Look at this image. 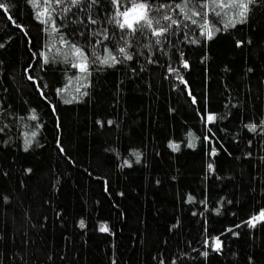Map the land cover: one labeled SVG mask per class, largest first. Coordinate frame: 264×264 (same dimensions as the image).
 I'll return each instance as SVG.
<instances>
[{"label": "trees", "instance_id": "obj_1", "mask_svg": "<svg viewBox=\"0 0 264 264\" xmlns=\"http://www.w3.org/2000/svg\"><path fill=\"white\" fill-rule=\"evenodd\" d=\"M8 2L9 12L0 9V107L13 115L0 113V127L8 125L0 133V264H264V221L253 227L249 219L264 208V132L244 127L264 118V5L212 40L189 31L201 44L177 33L172 44L190 68L165 42L171 59L142 49L138 60L94 69L91 85L81 88L89 95L77 100L85 81L69 84L67 76L78 69L40 55H58L50 42L64 46L35 19V0ZM238 39L245 43L237 47ZM85 52L91 56L90 47ZM148 55L159 63H148ZM168 64L180 67L187 85ZM205 97L208 110L224 117L214 125L201 119ZM33 130L25 150L24 133ZM125 159L132 163L121 167ZM214 236L223 241L219 252L204 244Z\"/></svg>", "mask_w": 264, "mask_h": 264}, {"label": "snow or ice", "instance_id": "obj_2", "mask_svg": "<svg viewBox=\"0 0 264 264\" xmlns=\"http://www.w3.org/2000/svg\"><path fill=\"white\" fill-rule=\"evenodd\" d=\"M28 3L33 5L34 0H28ZM257 5H264V0H35L34 6L38 7L39 10L33 14L37 21L49 26L43 29L49 33V40L55 39L57 43L64 46L62 49L50 42L48 48H55L58 55L49 57L47 52L40 53L44 62L50 64L58 58H62L65 64H71L72 69H78L74 76L65 74L68 83L81 79L85 81L83 85L76 88L78 94L73 95V99L79 100L82 96L89 95L87 90L81 91V88L87 89L91 85L89 77L94 69L102 71V66L114 67L124 65L128 61H134V59L138 60L139 57L145 55V51L142 49L147 50L148 53H152L153 49H158L163 55H167L171 59L165 42L167 45H171V51L177 54L179 65L185 69L190 68L191 65L185 57V52L181 47L172 44V38L176 37L177 33H180L183 40L189 44H201V39L194 38L196 32L204 40H212L217 33L235 28L237 23L243 24L248 21L251 11ZM11 8L12 4L8 0H0V9L4 12H9ZM71 25H75V31H68ZM19 27L24 29V25H19ZM189 31L194 33L193 38H189ZM24 35H28L26 29H24ZM77 38L83 43H77ZM251 42L250 39L247 41L249 44ZM244 43V40L235 41L237 47ZM97 46L100 47L97 48ZM0 47L3 45L0 44ZM87 47L91 48V56L85 52ZM146 59L151 64L159 63L158 57H154V55H148ZM29 67L31 68L32 65ZM131 71L135 73L136 69L132 68ZM167 72L174 74L176 80L181 81L182 84H188L187 79L180 71V67H173L168 64ZM29 79L35 78L29 76ZM44 87H48V85L44 84ZM67 88V84L64 87H57L55 94L60 96L61 93L67 91ZM40 95L47 100L43 89H40ZM188 95L192 97L193 103H197V97L192 94L190 89ZM206 101L207 97H205V103L202 105L201 119L206 124L214 125L217 119L224 117L208 110ZM63 102L70 104L72 100L65 99ZM3 103L0 101V105ZM49 103L51 104V102ZM51 106L53 111H56V106ZM31 112L33 113L32 119H37L35 116L36 109H31ZM0 113H4L5 116L13 115L2 107H0ZM98 123L103 124L104 122L98 121ZM107 123L112 124L113 121L108 120ZM7 126L6 124L4 127H0V133L4 132ZM59 126L58 124L57 127ZM244 127L252 132H256L257 129L264 132V118H261L259 123L249 122ZM209 130L211 131V129ZM24 135V148L28 150L33 143V140L28 137H36L37 130L31 131V133L26 132ZM205 139L211 144L210 137H205ZM4 143H8V141H4ZM248 143L251 144L252 141L249 140ZM189 144L191 147L196 146L191 141ZM169 145L173 149L179 150V145L176 142L170 140ZM112 151L116 150L112 149ZM218 151L219 149L216 147H211V155H216ZM117 155H119L118 152ZM133 155L139 162L142 153L134 149ZM247 155L251 156L252 153L249 152ZM131 163V160L125 159L121 167ZM207 167L214 170V165L211 162L208 163ZM26 171L31 173L33 169L28 168ZM5 175L7 174L5 173ZM156 182L159 183L160 181L157 180ZM4 199L8 200L9 197L5 196ZM188 199L194 200L195 197L189 194ZM201 202L203 203V201ZM215 211L219 212V208ZM249 219L253 227L257 221H264V208ZM179 223L180 221L177 220L176 224ZM176 224L172 227H176ZM79 225L81 228L85 227L84 219H80ZM101 230L110 231L106 225L102 226ZM226 231L232 232L231 228L226 229ZM232 235H239V233L232 232ZM204 244H211V248L216 252H219L223 247L220 236L206 237ZM209 254L208 250L201 252V255L206 258L209 257ZM251 259L252 257H249V260ZM160 264H164V261L161 260ZM172 264H176V261L173 260Z\"/></svg>", "mask_w": 264, "mask_h": 264}]
</instances>
